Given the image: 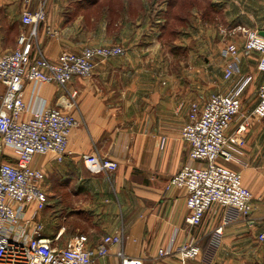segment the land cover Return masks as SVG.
<instances>
[{
	"label": "crops",
	"instance_id": "obj_1",
	"mask_svg": "<svg viewBox=\"0 0 264 264\" xmlns=\"http://www.w3.org/2000/svg\"><path fill=\"white\" fill-rule=\"evenodd\" d=\"M126 1L121 15L110 17L89 11L97 0H46V20L31 36L46 57L55 59L63 50L78 52L105 44H119L124 53L99 60L90 76H75L67 83V90L75 91L73 106L64 103L70 97L56 83L37 88L24 83L29 108L25 116L33 109L56 106L78 119L61 160L48 152L34 155L31 161L45 174L40 189L46 201L35 218L43 224L42 235L56 238L59 244L84 233L88 245L94 246L103 235L123 231L125 253L140 264H182L179 254L158 256V249L193 239L204 255L212 231L221 224L223 209L213 205L199 225L189 226L185 190H165L168 178L183 164L199 163L189 158L181 128L190 104L202 106L216 92L237 94L241 113L250 114L262 78L259 54L243 48L241 34L216 31L215 19H208L209 10L210 18L214 15L215 0H207L206 14L196 0L170 4L139 0L143 7L137 16L135 0ZM219 4L223 27L241 24L264 29V10L255 3L222 0ZM168 5L175 28L169 34L171 41L163 43ZM22 8V0H0V52L13 50L32 31L21 20ZM153 17L154 23L148 24ZM228 43L236 45V58L226 51ZM231 62L235 70L226 78L224 68ZM3 92L0 84V97ZM240 121L237 117L230 131ZM240 148L234 159L218 161L241 173L253 194L254 222L240 219L223 225L208 260L202 255L193 264H264V239L258 238L264 232V118H251ZM95 152L115 160L117 168L90 172L82 155ZM1 159L15 160L9 147H2ZM34 210V202L25 203L26 216ZM118 249L113 245L109 255L95 258L92 264H119Z\"/></svg>",
	"mask_w": 264,
	"mask_h": 264
},
{
	"label": "built area",
	"instance_id": "obj_2",
	"mask_svg": "<svg viewBox=\"0 0 264 264\" xmlns=\"http://www.w3.org/2000/svg\"><path fill=\"white\" fill-rule=\"evenodd\" d=\"M21 20L32 26L28 37H21L19 45L8 52H0V84L4 92L0 97V264H92L95 258L110 254L113 245L119 249L115 255L119 264H140V260L127 255L123 248L127 235L123 231L106 234L94 245H88L84 233L73 236L66 244L56 238L42 235L43 224L36 220V210L41 209L46 196L40 189L44 172L33 167L36 154L54 153L61 160L67 151L68 138L78 125L73 114L60 107L43 106L29 110L23 97L26 81L37 88L44 83H56L66 91L68 106L75 105V91L67 90V83L75 76L88 77L99 60L119 56L124 49L119 44L89 45L81 51L63 50L55 59L46 57L31 40L38 24L46 20V0H22ZM50 30H48L49 32ZM222 32L243 36V48L259 54L257 68L261 72L258 100L252 111L244 115L237 94L212 93L202 106L192 102L188 119L181 128V137L189 144L188 156L199 163H186L172 174L164 186L182 188L186 192L188 210L186 223L199 225L206 210L216 205L223 209L221 224L214 228L205 254L196 240L183 241L176 246L170 243L158 249V256L179 254L182 264H193L203 255L208 260L218 245L223 225L245 219L253 223V194L244 185L239 171L223 162L230 161L241 152L244 134L251 118H264V36L257 29L241 24L223 27ZM226 51L236 58L237 47L228 43ZM235 64L224 68L227 78ZM241 121L231 129L234 120ZM9 147L14 161L1 159L2 147ZM82 161L92 173L109 172L117 168L115 160L95 153H84ZM34 202L35 210L25 215V203ZM264 239V232L258 234Z\"/></svg>",
	"mask_w": 264,
	"mask_h": 264
},
{
	"label": "rangeland",
	"instance_id": "obj_3",
	"mask_svg": "<svg viewBox=\"0 0 264 264\" xmlns=\"http://www.w3.org/2000/svg\"><path fill=\"white\" fill-rule=\"evenodd\" d=\"M149 2H152L153 0H148ZM157 1L156 3L162 1V0H154ZM164 1V0H163ZM170 0H168L169 2ZM173 1V0H171ZM186 1V0H185ZM194 1V0H193ZM198 1V4L200 6V10L203 9V12H205V7H207L208 5V1L207 0H196V2ZM219 1V3H221L222 0H215V12L212 18H210V14L211 11L209 10V21H211V19H215L216 25H215V29L216 31H221V29L223 28V24H221V19H222V10H221V5L219 3H217ZM250 2H252L253 4L255 3V6H259L262 7V9L264 10V0H248ZM126 0H97L96 4L94 5V7L92 8V10L89 11H93L95 14H104L106 16L105 13H108V15L110 17H115L116 15H121V11L124 10V8L126 7ZM142 2V1H141ZM139 0H135V15L137 16L138 14H142V7L143 4L141 3ZM210 3V0H209ZM170 4V3H169ZM124 7V8H123ZM157 8V7H156ZM156 11V10H154ZM119 13V14H118ZM154 13V12H152ZM158 15V13H157ZM174 16V12L171 9L170 5L167 6V11L166 13L163 15L164 17V24L167 25L165 28V30H163V32L165 33V35L163 36V38L160 39L161 42L163 43H167L169 41H171L170 39V32L171 30H173V28H175V19H173L172 17ZM155 18H150L147 19V23H154ZM205 21V19H204ZM158 28V27H157ZM160 30H162V28H160Z\"/></svg>",
	"mask_w": 264,
	"mask_h": 264
},
{
	"label": "water",
	"instance_id": "obj_4",
	"mask_svg": "<svg viewBox=\"0 0 264 264\" xmlns=\"http://www.w3.org/2000/svg\"><path fill=\"white\" fill-rule=\"evenodd\" d=\"M258 33H259L260 35L264 36V29H259V30H258Z\"/></svg>",
	"mask_w": 264,
	"mask_h": 264
},
{
	"label": "trees",
	"instance_id": "obj_5",
	"mask_svg": "<svg viewBox=\"0 0 264 264\" xmlns=\"http://www.w3.org/2000/svg\"><path fill=\"white\" fill-rule=\"evenodd\" d=\"M171 2H173V1L170 0L169 3H171Z\"/></svg>",
	"mask_w": 264,
	"mask_h": 264
}]
</instances>
